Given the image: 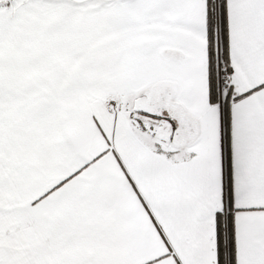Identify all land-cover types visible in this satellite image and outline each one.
<instances>
[{"label":"snow or ice","instance_id":"snow-or-ice-1","mask_svg":"<svg viewBox=\"0 0 264 264\" xmlns=\"http://www.w3.org/2000/svg\"><path fill=\"white\" fill-rule=\"evenodd\" d=\"M0 264H264V0H0Z\"/></svg>","mask_w":264,"mask_h":264}]
</instances>
